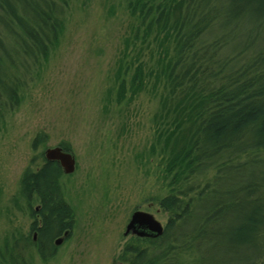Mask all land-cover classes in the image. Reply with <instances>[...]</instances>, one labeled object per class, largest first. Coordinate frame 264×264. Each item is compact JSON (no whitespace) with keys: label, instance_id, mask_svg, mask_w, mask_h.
Listing matches in <instances>:
<instances>
[{"label":"trees","instance_id":"trees-1","mask_svg":"<svg viewBox=\"0 0 264 264\" xmlns=\"http://www.w3.org/2000/svg\"><path fill=\"white\" fill-rule=\"evenodd\" d=\"M72 1L0 0V121L59 43ZM127 8L138 21L127 48L137 52L119 65L117 100L150 79L161 88L156 140L169 191L158 203L169 216L161 236L131 239L121 264H197L206 240L247 252L244 264H264V0H127ZM48 138L40 131L34 148ZM63 174L44 152L24 169L18 195L41 219L37 240L8 241L0 264H32L23 247L47 260L56 238L69 237L76 219Z\"/></svg>","mask_w":264,"mask_h":264},{"label":"rangeland","instance_id":"rangeland-1","mask_svg":"<svg viewBox=\"0 0 264 264\" xmlns=\"http://www.w3.org/2000/svg\"><path fill=\"white\" fill-rule=\"evenodd\" d=\"M137 24L127 0H73L59 43L42 65H35L32 76H26L21 103L0 121L1 249L23 236L36 241L35 225L41 219L18 195L20 178L35 154L62 147V142L69 143L77 163L73 173L63 170L61 178L76 223L69 237L65 232L56 238L53 257L44 260L36 248L23 247L26 260L121 264L123 248L135 238L125 233L133 212L152 213L166 224L169 215L158 203L169 191L156 140L161 88L156 93L150 79L138 93L128 89L127 99L117 100L119 65L137 52L127 48ZM146 46L141 58L150 66ZM136 65L128 71V80ZM40 131L49 138L34 148ZM232 178L234 174L228 180ZM33 208L38 210V203ZM202 247L205 258L197 264H244L247 259V252L237 255L209 240Z\"/></svg>","mask_w":264,"mask_h":264},{"label":"water","instance_id":"water-1","mask_svg":"<svg viewBox=\"0 0 264 264\" xmlns=\"http://www.w3.org/2000/svg\"><path fill=\"white\" fill-rule=\"evenodd\" d=\"M46 158L60 162L65 173H73L76 169V158L71 152H66L61 146L48 148L45 152ZM164 225L152 214L143 210H137L132 214L125 233L137 234L139 236L158 237L164 233ZM62 238L57 241L60 243Z\"/></svg>","mask_w":264,"mask_h":264},{"label":"bare ground","instance_id":"bare-ground-1","mask_svg":"<svg viewBox=\"0 0 264 264\" xmlns=\"http://www.w3.org/2000/svg\"><path fill=\"white\" fill-rule=\"evenodd\" d=\"M62 149L64 150V151H66V152H71L72 153V151H71V149L69 150V149H65L63 146H62ZM46 152V151H45ZM45 152H44V155H45ZM45 158H46V155H45ZM47 159V158H46ZM48 160H50V159H48ZM52 161H57V160H52ZM57 162H59V161H57ZM60 163V162H59ZM61 165V164H60ZM62 167V166H61ZM76 167H77V165H76ZM63 169V168H62ZM76 170V169H75ZM71 174V173H70ZM134 213V212H133ZM132 213V214H133ZM132 217V216H131Z\"/></svg>","mask_w":264,"mask_h":264},{"label":"flooded vegetation","instance_id":"flooded-vegetation-1","mask_svg":"<svg viewBox=\"0 0 264 264\" xmlns=\"http://www.w3.org/2000/svg\"><path fill=\"white\" fill-rule=\"evenodd\" d=\"M35 233H36V238H35V240H37V230L35 231ZM35 233H34V235H35ZM146 237H151V236H146Z\"/></svg>","mask_w":264,"mask_h":264}]
</instances>
